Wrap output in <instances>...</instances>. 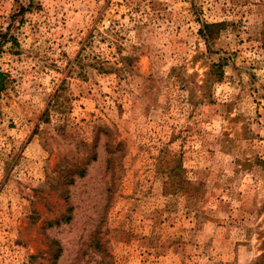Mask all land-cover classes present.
Returning <instances> with one entry per match:
<instances>
[{
	"label": "rangeland",
	"instance_id": "1",
	"mask_svg": "<svg viewBox=\"0 0 264 264\" xmlns=\"http://www.w3.org/2000/svg\"><path fill=\"white\" fill-rule=\"evenodd\" d=\"M0 72V264H264V0H0Z\"/></svg>",
	"mask_w": 264,
	"mask_h": 264
},
{
	"label": "trees",
	"instance_id": "2",
	"mask_svg": "<svg viewBox=\"0 0 264 264\" xmlns=\"http://www.w3.org/2000/svg\"><path fill=\"white\" fill-rule=\"evenodd\" d=\"M210 28V26H205V29H209ZM201 33H202V35L204 36V38L206 39V41H209V39L207 38V37H212V35L210 34V36H206L205 34H204V31L202 30L201 31ZM213 73L212 74H214L217 78H221L222 77V70H220L219 69V66H214V68H213ZM2 77H3V73H1L0 72V84H1V82H2Z\"/></svg>",
	"mask_w": 264,
	"mask_h": 264
}]
</instances>
